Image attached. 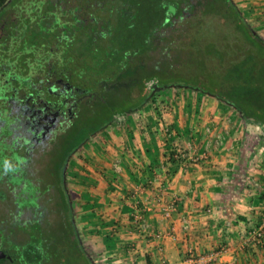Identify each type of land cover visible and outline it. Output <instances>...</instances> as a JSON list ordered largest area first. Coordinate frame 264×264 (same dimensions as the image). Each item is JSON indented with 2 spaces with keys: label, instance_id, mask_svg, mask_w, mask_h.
<instances>
[{
  "label": "crops",
  "instance_id": "1",
  "mask_svg": "<svg viewBox=\"0 0 264 264\" xmlns=\"http://www.w3.org/2000/svg\"><path fill=\"white\" fill-rule=\"evenodd\" d=\"M232 1L264 39V0ZM31 120L24 135L18 130L24 148L35 142ZM168 126L175 136L166 144ZM172 149L188 156L172 160ZM54 164L62 181L52 190L68 199L66 220L104 264H201L214 253L211 264H264V242L254 241L264 225V132L215 96L162 88Z\"/></svg>",
  "mask_w": 264,
  "mask_h": 264
},
{
  "label": "trees",
  "instance_id": "2",
  "mask_svg": "<svg viewBox=\"0 0 264 264\" xmlns=\"http://www.w3.org/2000/svg\"><path fill=\"white\" fill-rule=\"evenodd\" d=\"M118 1L0 0V77L11 72L10 97H28L22 82L50 106L70 92L71 127L80 137L70 148L115 114L146 104L152 78L158 89L181 85L215 96L264 132V39L232 0H216L220 7H156L148 18L137 7H106ZM69 224L65 218L61 225L73 230ZM25 259L36 263L41 255Z\"/></svg>",
  "mask_w": 264,
  "mask_h": 264
},
{
  "label": "rangeland",
  "instance_id": "3",
  "mask_svg": "<svg viewBox=\"0 0 264 264\" xmlns=\"http://www.w3.org/2000/svg\"><path fill=\"white\" fill-rule=\"evenodd\" d=\"M106 7H137L141 18L143 15L148 18L156 7L174 9L172 7L220 6L216 0H120L114 4L106 2ZM155 19L157 18L152 17V22ZM247 23L250 25L249 22ZM120 42L125 45L127 41L120 40ZM10 73L9 71L4 78L0 77V119L7 122V127L4 126L3 129L0 127V241L8 245L9 249L16 248L17 255H21V259L25 261V258L30 256L41 255L39 262L26 261V264H104L103 257L96 256L89 250L81 234V242L77 244L74 240L78 236L73 237L71 233L73 230L62 227L65 218H69L70 221L72 216L67 213L64 193L58 196V188L52 190L62 181L61 175L57 172L59 168L54 161L64 158L70 147L79 141L80 137L75 130L77 128L73 126L67 132L56 133L52 136V141L46 139L41 145L32 141V145L24 148L20 144L24 141L23 136L20 135V139L17 136L18 130L24 135L25 123L21 112L19 113L17 109L30 101L41 103L44 100L40 91L38 100L36 96L34 97L29 82L27 86L26 83H21V89L28 93V97L19 98L20 95H17L11 98L13 84ZM154 99L155 96L152 100ZM45 100L47 105L50 104L47 97ZM64 125L67 127L66 124ZM13 126L17 129H13ZM84 128L87 129L86 126ZM42 135L39 136L40 139ZM59 187L64 188V185L60 183ZM42 199L45 206L43 212L40 211L39 206V201ZM26 208L34 211L28 214L25 220L22 212ZM62 241L65 245H62Z\"/></svg>",
  "mask_w": 264,
  "mask_h": 264
},
{
  "label": "flooded vegetation",
  "instance_id": "4",
  "mask_svg": "<svg viewBox=\"0 0 264 264\" xmlns=\"http://www.w3.org/2000/svg\"><path fill=\"white\" fill-rule=\"evenodd\" d=\"M64 89L65 88H63V90ZM55 91H58L57 88ZM69 93L70 92H67L65 89L64 94L68 95L67 98L64 97V99H62L59 97L58 101H55L57 103H52V106H48L47 103L44 102L39 103V101H37L34 103L33 101H30L23 104L21 107H18L22 116H25L28 119L25 126L30 123L29 119L31 117L34 119L32 120L35 122V125L31 124V127H33L35 133L32 134V137L30 138H33V140L39 145L43 144L46 139H51L56 133H60L61 131H63V133L67 132L73 125L74 116L72 104L69 100ZM64 124H66L67 127H64ZM41 134H43L41 137L42 139L39 138ZM7 246L8 245L0 241V262L3 260L5 264H17L19 260H22V256L17 255L15 252L16 248L13 247V249H9L10 247L7 248ZM11 258H13L14 261Z\"/></svg>",
  "mask_w": 264,
  "mask_h": 264
},
{
  "label": "built area",
  "instance_id": "5",
  "mask_svg": "<svg viewBox=\"0 0 264 264\" xmlns=\"http://www.w3.org/2000/svg\"><path fill=\"white\" fill-rule=\"evenodd\" d=\"M158 86H159V80L157 78H152V79L148 80L145 83V87H146L147 91H149L150 93H152V97H151L152 99H153V96L156 97L157 96V93L161 90V89H158ZM128 115H129V113H118V114H115L113 116V121L116 122V123H123V122L126 121ZM163 133L166 136L165 137L166 140H167V141H165L166 144H169L171 142L173 143V139H174V136H175V130L172 129L171 126H168L165 129H163ZM187 156L188 155H187V153H185V151H182V150H173L172 149L170 158L172 160H177L178 161V160H181V159L186 158ZM173 211H175V205L174 204H171L166 209L167 215H170V213L173 212ZM135 220L136 221H142V217L137 216ZM254 237H255L254 238V241H260L262 239V237H264V225H262V227L260 229H257L255 231ZM217 256H218V254L216 255V253L211 254V255L205 257V259H203L201 261V264H211L214 260H216Z\"/></svg>",
  "mask_w": 264,
  "mask_h": 264
},
{
  "label": "water",
  "instance_id": "6",
  "mask_svg": "<svg viewBox=\"0 0 264 264\" xmlns=\"http://www.w3.org/2000/svg\"><path fill=\"white\" fill-rule=\"evenodd\" d=\"M1 257V256H0ZM13 260V258H11ZM14 261V260H13Z\"/></svg>",
  "mask_w": 264,
  "mask_h": 264
}]
</instances>
